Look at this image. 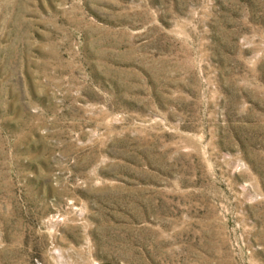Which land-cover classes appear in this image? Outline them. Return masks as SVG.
I'll return each instance as SVG.
<instances>
[{"label": "rangeland", "instance_id": "rangeland-1", "mask_svg": "<svg viewBox=\"0 0 264 264\" xmlns=\"http://www.w3.org/2000/svg\"><path fill=\"white\" fill-rule=\"evenodd\" d=\"M0 264H264V0H0Z\"/></svg>", "mask_w": 264, "mask_h": 264}]
</instances>
